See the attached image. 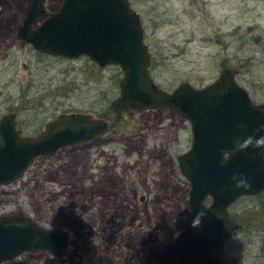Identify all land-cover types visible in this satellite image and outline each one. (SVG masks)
Here are the masks:
<instances>
[{"label": "rangeland", "instance_id": "374dc122", "mask_svg": "<svg viewBox=\"0 0 264 264\" xmlns=\"http://www.w3.org/2000/svg\"><path fill=\"white\" fill-rule=\"evenodd\" d=\"M28 1L0 0V115L12 110L16 127L29 134L70 111L112 125L100 139L35 157L21 176L0 184V214L70 233L60 261L39 251L0 264H143L145 251L188 217L190 184L176 155L191 143L189 120L159 108L124 110L113 120L108 105L119 93L120 67L21 46L13 32ZM59 1L46 0V12ZM129 3L141 16L149 76L160 88L202 86L228 67L254 102H264V0ZM227 210L240 225L224 243L226 264H264V190L238 196Z\"/></svg>", "mask_w": 264, "mask_h": 264}, {"label": "water", "instance_id": "95a60500", "mask_svg": "<svg viewBox=\"0 0 264 264\" xmlns=\"http://www.w3.org/2000/svg\"><path fill=\"white\" fill-rule=\"evenodd\" d=\"M44 1L26 2L14 36L42 53L117 64L119 93L108 105L113 120L124 110L146 108L174 110L189 120L191 143L176 155L190 184L188 217L168 240L145 251L143 264H224L223 244L240 225L227 206L238 196L264 190V148H236L248 137L264 136V102H254L228 67L202 86L181 81L171 90L160 88L149 76L144 27L129 0H61L47 13ZM15 119L12 110L0 115V184L21 176L35 157L100 139L112 125L102 116L70 111L29 134L20 132ZM234 175L243 176L248 186L237 187ZM69 234L28 215L0 214V262L39 251L60 261Z\"/></svg>", "mask_w": 264, "mask_h": 264}, {"label": "clouds", "instance_id": "9594fccd", "mask_svg": "<svg viewBox=\"0 0 264 264\" xmlns=\"http://www.w3.org/2000/svg\"><path fill=\"white\" fill-rule=\"evenodd\" d=\"M249 146H254L257 148H264V136H261L259 138L248 137L242 143H238L236 148L237 150H242ZM262 155H264V153H262ZM232 179L236 181L237 187H247L248 186L247 181L243 176L234 175ZM193 226H198V225L194 224Z\"/></svg>", "mask_w": 264, "mask_h": 264}, {"label": "flooded vegetation", "instance_id": "af4514ba", "mask_svg": "<svg viewBox=\"0 0 264 264\" xmlns=\"http://www.w3.org/2000/svg\"><path fill=\"white\" fill-rule=\"evenodd\" d=\"M46 1V0H45ZM45 1L43 2V4H44V10H45ZM61 1V0H60ZM58 5V4H57ZM57 7V6H56ZM55 7V8H56ZM54 8V9H55ZM46 12V10L44 11V13ZM48 12H50V11H48ZM47 13V12H46ZM21 14H22V12H21ZM21 14H20V17H21ZM19 21H20V18H19ZM18 21V22H19ZM19 24V23H18ZM16 27V26H15ZM15 29V28H14ZM14 33V32H13ZM15 40H17V43H19L21 46H28L29 48H31V50H33V51H35V52H40V53H42V51H38V50H36V49H34L33 47H31V44L30 43H27V42H23V41H20V39L19 38H17V37H15L14 38ZM43 53H45V52H43ZM48 54V53H47ZM50 55H52V54H50ZM159 109H161V108H159ZM162 109H165V108H162ZM161 109V110H162ZM15 126H16V119H15ZM18 128V127H17ZM21 129V128H20ZM21 132V131H20ZM140 198L139 199H142V198H144L143 196H139ZM227 240V239H226ZM225 243V242H224ZM223 246H224V244H223ZM222 256H223V252H222ZM223 258V262H224V264H226V260H225V256H223L222 257Z\"/></svg>", "mask_w": 264, "mask_h": 264}, {"label": "trees", "instance_id": "16d2710c", "mask_svg": "<svg viewBox=\"0 0 264 264\" xmlns=\"http://www.w3.org/2000/svg\"><path fill=\"white\" fill-rule=\"evenodd\" d=\"M102 115H104V114L102 113Z\"/></svg>", "mask_w": 264, "mask_h": 264}]
</instances>
